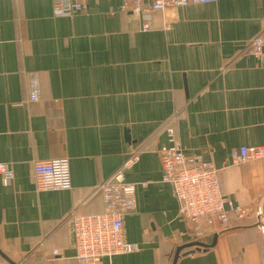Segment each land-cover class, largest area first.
Wrapping results in <instances>:
<instances>
[{"label":"crops","instance_id":"obj_1","mask_svg":"<svg viewBox=\"0 0 264 264\" xmlns=\"http://www.w3.org/2000/svg\"><path fill=\"white\" fill-rule=\"evenodd\" d=\"M122 0H90L85 11L56 16L53 0H0V264H83L69 214L100 213L96 185L124 167L136 184V210L125 214V238L137 251L100 264H264V231L254 214L230 213L228 225L187 221L158 149L173 126L187 155L219 168L235 204L264 200V158L232 164L241 145L264 144V67L250 42L264 31V0H217L167 7L141 16ZM42 94L28 101L30 72ZM69 157L72 186L37 190V159ZM57 250L55 253L54 251Z\"/></svg>","mask_w":264,"mask_h":264},{"label":"built area","instance_id":"obj_2","mask_svg":"<svg viewBox=\"0 0 264 264\" xmlns=\"http://www.w3.org/2000/svg\"><path fill=\"white\" fill-rule=\"evenodd\" d=\"M90 0H53L56 16H73L85 11ZM217 0H122L120 9L141 16L142 29L150 30L152 13L167 7L187 6ZM250 52L264 67V31L250 42ZM30 93L28 101H37L42 94V85L37 72L29 75ZM167 143L161 145L159 155L163 181L172 184L179 202V214L187 221L199 223L205 219L212 225H228L230 213L237 217L262 213V203L254 205L235 204L221 188L219 168L201 157L187 155L173 126L167 127ZM264 158V144L241 145L231 152V163L238 164ZM139 159V153H131L124 163L108 178L96 185L106 202V209L100 213L78 212L69 214L76 258L83 264H100L105 257L119 253L137 251L138 243L125 238L124 217L136 210V184L127 181L124 167ZM34 184L37 190L69 188L72 174L69 157L37 159L33 165ZM0 175L5 184L12 182L15 171L9 162L0 160ZM261 227V226H260ZM264 231V228L261 227ZM55 253L57 250L54 251Z\"/></svg>","mask_w":264,"mask_h":264},{"label":"water","instance_id":"obj_3","mask_svg":"<svg viewBox=\"0 0 264 264\" xmlns=\"http://www.w3.org/2000/svg\"><path fill=\"white\" fill-rule=\"evenodd\" d=\"M255 224L264 228V200L262 202V213L260 216H258L257 222ZM217 236L218 234H215L213 239L210 242H205L202 240H194V241H190V242L179 245L176 248L172 264H176L181 254H189L194 251H200V250L208 249L209 247L214 246L217 242ZM0 252L2 253L1 250ZM13 264H19V263H13Z\"/></svg>","mask_w":264,"mask_h":264}]
</instances>
